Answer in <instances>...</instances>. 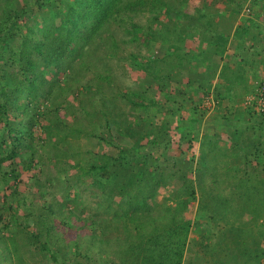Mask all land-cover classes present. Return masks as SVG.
Here are the masks:
<instances>
[{"label":"trees","instance_id":"16d2710c","mask_svg":"<svg viewBox=\"0 0 264 264\" xmlns=\"http://www.w3.org/2000/svg\"><path fill=\"white\" fill-rule=\"evenodd\" d=\"M186 1L56 0L54 13L44 12L39 21L32 18L26 33L18 22L21 9L15 0L0 3V127L5 124L4 129L14 134L10 146L0 133V181L8 182L12 176L3 171L2 163L15 158L21 149L31 148L33 152L23 167L42 170L45 178L36 173L31 179L47 196L46 203H39L17 188L4 194L0 220L7 214L10 219L0 226V264H27L30 257L35 262L55 263L181 264L193 227L192 219L186 216L187 206L195 201L199 214L224 223L222 238L210 249L212 260L225 263L229 254L244 264H261L263 186L232 166L214 170L220 155L213 148L203 155L207 168L198 169L195 178L177 190L170 203L157 196L167 179L177 174L173 163L157 166L149 174L144 171L140 182L148 183L132 186L110 177L109 168L119 159L83 147V138H92L89 126L94 119L95 128L124 127L125 121H120L112 104H107L104 90L113 79L107 64L119 55V32L150 46L161 36L138 18L160 7L170 11ZM65 6L68 11L63 10ZM103 62L106 64L100 65ZM53 65L57 72L65 71L66 81L45 75L43 68ZM74 93L80 100V113L67 123L60 110ZM121 94L134 104L148 106L146 93L139 87ZM42 98L50 103L43 110ZM41 124L49 134L43 143L32 132ZM96 136L109 140L101 134ZM50 166L55 167V174L46 169ZM71 168L76 171L63 177ZM227 175L235 180L233 191L227 190L232 184L225 182ZM83 186L93 189L99 198L96 211L88 215H82L83 203L78 199L77 189ZM45 188L50 189L45 192ZM58 193L63 197L57 198ZM22 209L26 212L21 213ZM64 227L77 232L73 248L62 231ZM6 229L14 232L6 235Z\"/></svg>","mask_w":264,"mask_h":264},{"label":"rangeland","instance_id":"374dc122","mask_svg":"<svg viewBox=\"0 0 264 264\" xmlns=\"http://www.w3.org/2000/svg\"><path fill=\"white\" fill-rule=\"evenodd\" d=\"M3 1L0 0V3ZM55 1L15 0L16 5L21 9L18 13V22L24 33H26V26L32 18L39 21L43 18L44 12L54 13ZM240 1L242 0H187L183 4L171 8L170 11L161 7L157 11H148L138 20L145 25H151L161 36L160 39L152 41L150 46H146L141 41H131L129 34L119 32V38H122L119 55L111 58L109 64H107V67L111 68L113 79L111 84L107 85L104 90L108 94L107 104H112L115 115L118 116L120 121H125L123 122L124 127L118 129L117 125H113L111 129L106 126L95 128L97 121L94 119V122H90L91 126H89L93 131L92 138L89 140L86 137L83 138V147L86 146L98 153H107L119 159L116 164L111 165L109 168L110 177L113 181L118 180L127 182L132 186H143L148 183L147 180L140 182L144 171L149 174L157 166L167 167L173 163L177 174L167 179V183L159 188L157 196L160 201L172 203L170 199L173 194L188 181L194 179L198 169H206L208 162L204 161L203 143H199L200 138H198L202 134L206 115L214 109L213 113H216L217 110L220 111V115H224L223 119H230L235 114L233 107L228 109L223 107L224 100L228 99V96L218 91L217 85L213 83L221 63L220 50L217 49L218 52H216V54H219L218 57L211 56L210 60L202 58L205 45L201 39L203 36L206 38L212 34V31L208 28L209 26L204 24L210 17V11L207 7L214 8L218 4L235 5L234 3L242 6L244 2L240 4ZM68 9L69 7L65 6L63 10L68 11ZM157 16L159 20H154ZM185 33L187 35L182 38ZM100 46L101 44L98 47ZM101 51L102 49L99 53ZM108 51H111V49ZM43 69L47 77H55L57 81L61 82L66 81L64 70L57 72L54 65ZM220 84L224 85L223 82ZM134 87H139L146 93L144 98L148 105L146 108L134 104L122 96L121 91H130ZM252 89L253 86L250 82L248 90L236 92L235 97H232L231 100L235 103L234 107L240 109L243 107L248 115L262 118L247 103ZM5 91L6 89H4V93ZM76 94H72L60 110L67 123H71L76 115L80 113V100ZM232 94L231 92L228 95L231 96ZM137 101L140 102L139 99ZM208 102H211L212 105ZM48 104H50L48 100L42 98L40 109L47 108ZM13 114L11 113L10 119L14 117ZM215 115V122H217L219 114L216 113ZM129 123L130 125H128ZM262 123L264 124L263 118ZM4 125H1L0 133H3L11 146L14 134H10L8 130L4 129ZM247 128L249 129V127ZM46 129L47 127L43 124L34 126L32 129L40 143H43L49 137ZM99 134L107 137L108 142L96 136ZM32 152L31 148L21 149L15 158L2 163L3 171L10 173L12 176L9 177L8 182L0 181V207L4 201V194L11 193L16 188L20 193H28L29 200L39 203L47 202V196L43 195L33 185L31 179L32 175L36 173L42 174L43 178L46 175L37 166L31 171L25 170L23 167L25 160L30 157ZM248 160V163L253 162L254 164V158H248ZM97 162L100 161L97 160ZM262 162L264 163V158ZM213 165H215L214 170H220L221 167L217 160ZM255 166L252 165L251 172L242 171V173L252 177L255 183L260 184L264 189V167ZM46 169H50L52 174L56 173L54 166ZM75 171L72 168L68 169L63 173V177ZM226 178L225 182H232L227 190H235L233 177L227 175ZM49 189L45 188L44 191H49ZM77 191L80 194L78 199L83 203L82 215H88L96 211L99 198L95 196V191L86 186L78 188ZM62 197L63 193H58L57 198ZM197 208L198 201L187 206L186 216L192 219L193 227L181 264H244L229 254H226L227 257L224 258L225 263L210 258V249L223 236L224 223L219 219L209 220L203 217L197 212ZM20 212L25 213L26 210L22 209ZM100 214L104 215L102 209ZM246 216H249V214H246ZM9 219L10 217L7 214L6 218L0 220V226L3 227ZM262 219L264 217L260 218V223H262ZM62 231L65 237L69 239L71 248H73L77 236L76 230L64 227ZM13 232V229H10V231L6 229L5 231L6 235ZM34 263L79 264L75 260L55 263L53 261L43 262L39 259L35 262L31 257L28 258L27 264ZM261 264H264V257Z\"/></svg>","mask_w":264,"mask_h":264},{"label":"crops","instance_id":"0c3cea01","mask_svg":"<svg viewBox=\"0 0 264 264\" xmlns=\"http://www.w3.org/2000/svg\"><path fill=\"white\" fill-rule=\"evenodd\" d=\"M248 1H240V4L244 2L242 6L234 3L207 7L210 17L204 24L209 26L212 34L201 39L205 45L202 58L218 57L216 52L220 50L221 63L213 83L218 91L228 96L223 107H233L235 114L230 119H223L224 115L217 110L219 119L215 122V109L211 110L198 138L199 143H203V153L211 148L218 152L221 168L232 166L236 170L251 172L252 165L264 167V124L261 117L248 115L243 107H234L231 100L236 92L248 90L250 82L264 79V0H251V14L244 10ZM222 82L224 85L220 84ZM231 92L233 94L228 95ZM248 158H254V164H258L248 163Z\"/></svg>","mask_w":264,"mask_h":264},{"label":"built area","instance_id":"2783aa9c","mask_svg":"<svg viewBox=\"0 0 264 264\" xmlns=\"http://www.w3.org/2000/svg\"><path fill=\"white\" fill-rule=\"evenodd\" d=\"M244 10L247 14L252 13L251 0L248 1ZM252 86L253 89L248 97L247 103L264 120V79L252 81ZM208 103L212 105L211 102ZM261 222L264 225V219Z\"/></svg>","mask_w":264,"mask_h":264}]
</instances>
